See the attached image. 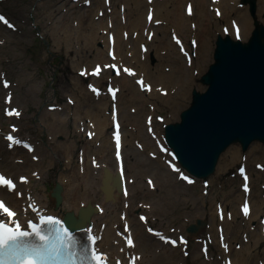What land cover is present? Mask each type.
I'll return each instance as SVG.
<instances>
[{"label": "bare ground", "instance_id": "bare-ground-1", "mask_svg": "<svg viewBox=\"0 0 264 264\" xmlns=\"http://www.w3.org/2000/svg\"><path fill=\"white\" fill-rule=\"evenodd\" d=\"M139 1L140 0H137V2ZM230 1L231 0H214V3L218 2L220 3L219 5L221 6V8L222 7L224 9L226 8L225 12H223V16L226 17V20L230 19L229 16H233L232 18H236V15H238V17L241 19V22H242L241 29H243V31H241V38L243 39L245 38L246 32L249 31V27H250V19L248 16L245 15L246 7H244V9H240L239 6H236V5L232 6L230 4ZM197 3L199 6L198 13L200 14V10L205 11V9L203 8V3L205 5L206 0H197ZM235 4H238V1H236ZM262 5L264 7V3ZM155 10H156L155 12L157 16L155 17V19L156 20L164 19V21L165 19L169 20V23L172 25L170 29L172 34L174 36L180 35L179 34L180 29H182L183 26L187 25L186 21L181 20V17L183 15V7L177 9L176 12H173V13L172 11H169V12L165 11V12L160 13V9L158 8V4H157V6L155 7ZM195 14L196 13H194V15ZM204 15L206 16V13ZM207 24H208L207 20H201V21L199 20L196 22L194 21L193 18L190 19V22H189L190 26H196V29L194 30L191 29L190 33H191V36H193L198 42L199 50L202 51L201 58L196 59L192 64V65L195 64L194 68L189 69L187 66L185 67L174 66L175 63H179L182 60L181 55H178L175 57L160 55L161 61L171 60L174 66V69H172L170 72H165V71L160 72L157 76H154V77H152V75L145 73L147 80L150 82L152 78H156L157 82L155 85L153 84L154 87L156 86L158 88H163V89L165 88L167 92L166 96L169 95L170 91H176V90H178V94L185 93L187 86L194 81L196 74L200 72L199 64L201 62L204 63L206 60H208L210 56L209 52L212 47V43H210L209 40H202V37H201V32H206L209 39L211 37L212 29L206 26ZM101 28L103 30L107 28L113 30L112 26L110 25H106V26L103 25ZM138 28L139 27H137V30ZM115 30L119 31V29H115ZM91 32H92L91 34L92 38H88V37L85 38L88 45H92L93 39L97 36V33L95 31L93 33V31L91 30ZM101 37L104 38L103 35H101ZM118 37H119V40L118 41L116 40L115 44L117 46L119 42L120 49L117 52H115L114 58H111V57L110 58L113 61H117L119 64H121L124 58V54H123L124 49H127V52L130 51V45L132 44V41L135 40V38L128 37L126 39H123L122 35ZM134 42L137 43L138 40H135ZM170 44L173 48L176 47L173 41V38H171ZM138 46H139V43H138ZM107 47H108V44H107ZM95 56L98 57L101 61H106L108 59V58H105L106 56L103 50L97 51L95 53ZM129 60L132 61V58ZM140 62L143 63L142 64L143 66L141 65L138 67L132 62L129 64V69L131 73L135 74L136 72H143L144 69H146L145 60L140 61ZM107 63L104 64V67L106 66ZM76 64L78 65L81 63L76 62ZM105 70L102 71L101 73H104ZM145 74L142 73V76L145 77ZM104 75L108 76L107 73H104ZM86 76H90V75L86 74ZM122 76H124V80H123L124 86L128 87V81H129L128 76H125V75H122ZM92 79L94 80L95 83H99L101 76H98ZM5 89L7 88L5 87L4 89L2 88L0 90V93L2 91H5ZM81 89H83V87H81ZM128 90L132 92L131 101L142 106V108H140V112H142L144 104L142 101L138 100L140 94L137 93L135 90H132L131 87H128ZM151 90H148V92L151 93V95H153L154 92H152ZM156 103L157 102L153 99L149 101V104H152V105H155ZM1 104H4V103H1ZM128 117L131 120L130 115H128ZM97 121H98L97 130L99 128L100 138L106 140V136L104 135L103 130L104 128H106L107 122L106 120H101L99 118H97ZM39 125L41 126V124ZM15 135L18 139H20L21 141H24L23 136H18L17 132H15ZM137 135L144 138V134L141 128L139 129V133ZM136 138L134 140H136ZM107 139L110 140V137H107ZM127 140L128 139L123 138V146H124L125 155L128 149L126 146ZM147 143L150 144L151 140H147ZM64 145L65 146H64V149L62 150V156L63 158L67 159V164L69 166L66 167L67 168L66 173L60 172L56 176V178L62 182V186H63L62 200L60 204L56 207L53 204V202L48 198L47 193L45 191V185L42 184V189L38 190L39 193H37V198L43 207L38 211V215L58 214V213L61 215L63 212L67 210H72L75 212L81 204L88 203V202L91 204H100L101 210H98L97 212L91 215L88 229H86L84 233L87 236H94L96 238L95 247L101 250L103 253L107 254V259H108L109 264H114L115 260H120L123 264H125L129 260L131 261L133 256L140 257V259L137 261V264H173L172 263L173 260H175V258L177 257L176 253L174 251L166 249L165 247L162 248V252L157 253L155 249V241H153L151 237L149 236H143L141 233L140 227L136 224H133L132 218L129 216V213H127L132 210L131 207H128L129 199H132L135 196L139 195V192H140L139 190H143L144 188L140 179L144 178L146 180V185L149 187H152L148 184V180L151 179L155 185L156 180L152 179L153 175L146 173L141 169H136L135 172H133L136 178L135 179L136 184L132 186V191L135 192V194L128 195V192H127V195L126 194L116 195V198L114 201H107L103 198L104 194L102 193L100 189L101 180L98 176L94 174L93 172L94 168L90 165L91 156H93V154H99L98 155L99 160L100 162H102L100 159V155L102 151L103 153L105 152V149L101 150L99 148H96L92 154L89 153V151L85 150L81 152L79 156V160H77L74 163H71V160L75 152L73 148L74 146L71 143L64 144ZM109 147H111V141L109 143ZM0 149H1V142H0ZM20 150L25 152L22 148H18L14 146L11 148V150L7 148L4 153L0 154L4 157L2 159L0 158V172H2V170L5 171L2 168V166L8 168L10 171H15V172H19L21 169L26 171L27 169L30 168L31 172L28 171L27 172L28 174L31 173V175L34 177L45 179L47 176V173H46L47 170H46V166L44 165L45 162L43 163V161L46 159L40 158L38 161H33L31 159L27 167L21 166L19 163L15 164L14 162L15 152L20 151ZM108 153L110 152L108 151ZM233 153H234V158L236 159L237 152L234 151ZM77 156H78V153H77ZM103 162L104 163H101V164H105L113 172H116L117 166L116 164L112 163L113 162L112 156L108 157L107 159L104 157ZM20 163L22 164L23 162L20 161ZM160 170L161 171L164 170L162 169V166ZM161 171H157L156 175L159 177L158 178L159 183H161L162 185L164 183V180L162 179ZM167 171L170 172L169 170ZM100 173H101V170H99V174ZM128 179L129 178H127V180ZM146 195L151 196L150 191H148ZM15 200L18 203L21 202V200L18 198H15ZM140 201H142L141 204H143V202L148 203V200H139L137 202L138 206H139ZM184 201L187 204L195 203L194 199L187 198V197H185ZM250 205H251V211L249 215L252 216L255 214L254 206H253L254 204L252 203ZM215 209L216 207L214 206V204L210 203V207L208 211L211 212L212 216H214ZM141 210L144 211L142 208ZM220 212L222 211L219 210L218 213ZM150 213H151V209L148 211L149 215ZM195 215L204 216V212L203 211L197 212ZM220 222H227V221L224 220ZM125 224L129 225L127 232L123 231L120 228V226L125 225ZM162 226L163 224H161V227ZM261 226H262L261 231H259V229L255 227L253 228V230L251 229L249 231H246L245 233H237L236 238H241V241H242L241 245L233 246L232 243L229 241L230 244L226 246V248L228 247L226 257L229 258L228 261L231 264H246V261L250 260V258H251V264H253L258 258L257 255L259 256L264 255V251L256 252L257 251L256 245L252 243V239H255L257 241L264 239V223L263 222ZM235 229L236 228H229L225 232V236H227L226 237L227 240H228L229 231L235 230ZM217 233H218L217 231L213 232V237L215 239L217 238ZM129 234H131L135 247L130 248L126 246L125 241ZM244 235L246 236V240L247 241L249 240L248 244H244V239H243ZM193 247L196 248L197 245L195 244ZM121 249H123V251H121ZM194 255H196V251L194 252Z\"/></svg>", "mask_w": 264, "mask_h": 264}, {"label": "rangeland", "instance_id": "rangeland-1", "mask_svg": "<svg viewBox=\"0 0 264 264\" xmlns=\"http://www.w3.org/2000/svg\"><path fill=\"white\" fill-rule=\"evenodd\" d=\"M33 0H9L4 3H0V6L8 11L12 16H16L19 9H29V3ZM87 0H80L78 2H75L73 0H43V4L39 6L38 13L40 14V18L42 17L44 21L48 20V15L55 11L54 13V22L51 27V29L48 32H44L42 29V33L46 35L50 40L54 42V46L52 48L59 50L57 53H61L63 56L62 63L60 65V71L58 73V79H63V84H59L58 80L56 81L54 87L56 91V97L59 101H61L63 104L65 102V95H72V89L76 91L79 90L78 86H75V82H77L76 77H78L79 81L84 85L86 88V80L78 76L77 74V68L74 67L76 60H80L82 65H87L89 68L94 65L95 62H97V58H95V55L93 52L95 49H103V47L106 46L103 39L100 38L99 35H97L95 43V49H91L86 46L84 41V35H87V31L85 32V29L81 28V31L79 33L78 27L81 25V21L85 24H88L92 20V16L94 13V10L98 9L99 6L103 5V0H90V2H93L90 7H86L83 5V2ZM122 0H116V3L119 4ZM170 2H173V8L176 5V3L179 2V0H169ZM124 3L128 4L127 1ZM160 3V0H158V4ZM165 1L162 0L161 4H164ZM58 4V6L56 5ZM129 5V4H128ZM67 8V11L63 12V8ZM145 8V9H144ZM88 10H91V12H88ZM145 10H147L146 6V0H142V8L140 11V14L146 13ZM171 10V9H169ZM106 12V10H105ZM69 14L67 17L66 15ZM107 15V13H106ZM262 17H264L262 15ZM104 18V24H106V16L102 17ZM102 18H99L98 20L93 21L94 26L97 29V32L99 34L102 33V29L100 28V21ZM58 20H60V25L58 24ZM66 22L69 26H74V30L72 32L79 36V38H72L71 41H65L63 37V24ZM92 24V23H91ZM32 31H34V27L31 28ZM3 31L5 34L9 35L8 40L6 41V44L2 48V57L4 59V68L6 70V73L8 77L13 80L14 82L18 83V86L15 87L17 90L18 100L20 101L21 105H24L26 103H30L32 105V111L28 114V116L33 115L36 113L38 117L43 115L45 111V99L48 94V88L46 87L47 84H45V81L48 80L47 74H42L38 70V65H42L44 63V59L46 57V54L44 53L43 48L39 47V53L36 57L29 58L27 50H29L32 45L30 44V33L27 32L26 35L23 38H18L13 30L8 29L7 27H3ZM85 32V33H84ZM145 40V36L143 37L142 41ZM70 44V45H68ZM103 45V47H101ZM61 49V50H60ZM134 64L139 65L136 59H133ZM159 62L155 63V68H157ZM205 71V70H204ZM107 79V76L104 75L103 78H101L102 82H105ZM119 83H121L120 80H118ZM198 89H202V85L197 81L196 85H194ZM122 89V87H121ZM83 92V91H82ZM85 93V92H83ZM81 95V93H79ZM106 97V96H105ZM84 104H88L92 107L93 111H95L94 107L95 104L91 103L93 96L92 94H82L81 97ZM98 102H105V98H101L98 100ZM79 104V102L77 101ZM187 105V103H184L182 106L179 105L177 107L178 110H181ZM72 109L78 112H82L84 109L80 106L77 108L72 107ZM33 121V117L30 119V121ZM81 124H86V119L84 116H82V120L80 118L78 119ZM73 123L68 124V130L71 129L72 133L74 135V138L76 137L77 140H79L78 145L82 146L86 143L85 137L81 135V133H78L76 135L73 132ZM66 131H62L59 134L65 133ZM31 134H35V131L30 129ZM105 146L109 144H104ZM233 149L238 150V156L237 162L243 161L245 163L249 170L252 179V195L251 200L253 202H256L257 210H262L260 212L259 216L256 213L255 216H251L248 218V215H245L244 213H241L239 210L242 203V197L243 192L240 189V184L242 186L243 179L240 178V174L238 172L235 173V166L230 163V151L222 158L218 169L216 171V174L209 179L211 183V190L210 193H213L214 196L217 195L218 201L224 205L223 211L227 213H232L233 220H227V222L220 223L219 226L214 231H217L218 233H225L229 228H236L235 230H230L228 233V241L232 242V245L238 246L241 245L242 241L241 238H236L237 233H245L246 231L251 230L254 227H257L260 229L261 224V218L260 215L264 213V210L262 209L264 206V198L262 197V193H264V189L262 188V184L264 183V144L260 142H256L250 150L245 152L243 155L239 151V148L237 146L232 147ZM146 154L149 156L148 151H146ZM57 164L59 166L62 165V161H57ZM255 164L258 165L259 170L255 168ZM154 165V164H153ZM254 166V167H253ZM234 169V170H233ZM233 171L230 173V171ZM254 173V174H253ZM179 183H182L181 181ZM203 184L202 181H197L194 185H187L192 190H196ZM209 200H211V197L209 195H205ZM215 216L217 217L216 213ZM257 219V220H256ZM226 221V219H225ZM233 221V222H232ZM209 218V223H210ZM217 224L215 223V226ZM251 228V229H250ZM249 229V230H248ZM217 239H220V246L218 247V244L216 246L213 244V249H208L207 255L203 254L202 259L204 260V264H224L222 263L223 258V250L221 249L222 245L225 243L226 245L229 244L228 241H225L224 235H219ZM244 244H248L249 240H246V236H243ZM252 243H255V239H252ZM259 248L256 252L264 251V239L260 240L258 242ZM228 249V248H227ZM222 255V258H221ZM257 260L253 264H264V255H257ZM251 260V258H250ZM246 264H249L246 263Z\"/></svg>", "mask_w": 264, "mask_h": 264}, {"label": "water", "instance_id": "water-1", "mask_svg": "<svg viewBox=\"0 0 264 264\" xmlns=\"http://www.w3.org/2000/svg\"><path fill=\"white\" fill-rule=\"evenodd\" d=\"M217 62L203 78L210 89L195 93L181 123L167 127V140L190 172L208 176L231 143L246 150L264 142V30L250 44L220 41Z\"/></svg>", "mask_w": 264, "mask_h": 264}, {"label": "snow or ice", "instance_id": "snow-or-ice-1", "mask_svg": "<svg viewBox=\"0 0 264 264\" xmlns=\"http://www.w3.org/2000/svg\"><path fill=\"white\" fill-rule=\"evenodd\" d=\"M191 12V8L189 7V13ZM151 13L149 14V20L151 21ZM0 22L6 24L9 28H14L4 16L0 15ZM179 42V41H178ZM108 67V66H105ZM115 68V66H112ZM125 72L129 74L131 71L129 69H124ZM100 72L99 66L95 70V74L98 75ZM84 73L82 72L81 75ZM3 86L5 88L10 87V83L6 80H3ZM141 84L142 88H147L151 90L150 85H145L143 78L138 81ZM91 88V86H90ZM92 91L97 92L95 88H92ZM109 91L112 93L113 98L115 99V91L109 88ZM97 94H99L97 92ZM5 103H11V94L5 97ZM20 112L15 108L5 109L6 116H20ZM117 127H119L117 125ZM17 129L15 126L12 127V132H16ZM91 133L89 136L91 137ZM6 139L9 141V147H12L13 144H21L23 143L20 139L14 137L12 134H9ZM116 142V155L117 159H121L120 154V135L117 133L115 136ZM24 147L31 148L28 144L24 143ZM35 158V157H34ZM243 171V169H241ZM123 176V169H121ZM187 179V177H183ZM247 180V177H245ZM22 182H26V178L21 177ZM191 182V181H189ZM148 184L154 187V183L151 179L148 180ZM0 187H6L9 191H16V184L11 177H7L5 174L0 173ZM245 191H247V184H245ZM127 195V192H125ZM17 195H20L17 192ZM245 215L249 214V208L247 206V202L242 208ZM35 211V209H33ZM7 217L8 223H5L4 218ZM141 220L146 221L145 217H141ZM59 223L54 220L52 217H40L39 223H33L31 221L27 222L26 228L28 230H22V225L18 219V212L11 208V206L7 203L6 200L0 198V264H75V262L71 261L70 257L74 255L71 252V248L74 245L72 237L67 233L65 229L62 235H55L53 239V234L49 230V234H43L45 229L42 226L54 225ZM14 226H9V225ZM125 231H128L127 225H125ZM151 233L153 230L151 228L148 229ZM160 239L165 240L166 243H171L173 246H176L177 242L175 240H170L160 235ZM35 240L40 241V243H36ZM90 245L92 246L89 249H86V253H90V255H86L84 260L80 261V264H108L107 254L103 253L101 250L95 247L96 238L94 236H89ZM181 243H185L183 238H181ZM126 246L127 247H135L134 241L131 237V234L126 238ZM123 251V249H121ZM205 254L206 250H205ZM187 255V253H185ZM140 259L139 256H133L129 264H137V261ZM117 264H120L117 261Z\"/></svg>", "mask_w": 264, "mask_h": 264}]
</instances>
